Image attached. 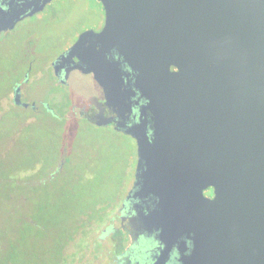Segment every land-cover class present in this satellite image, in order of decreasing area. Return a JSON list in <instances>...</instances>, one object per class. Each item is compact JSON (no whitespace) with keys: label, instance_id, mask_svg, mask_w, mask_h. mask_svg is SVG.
I'll return each instance as SVG.
<instances>
[{"label":"water","instance_id":"obj_1","mask_svg":"<svg viewBox=\"0 0 264 264\" xmlns=\"http://www.w3.org/2000/svg\"><path fill=\"white\" fill-rule=\"evenodd\" d=\"M50 1L34 0L30 11L3 12L0 32ZM100 2L102 30L82 32L60 59L78 57L76 67L93 71L104 89L103 104L121 118L132 108L133 89L125 87V77H112L121 71L110 68L118 63L108 53L117 49L136 71L134 85L146 99L142 115L151 119L141 116L128 132L137 140L138 178L141 165L148 166L141 174L145 195L167 204L184 201L201 211L199 222L206 220L202 212L213 213V221L199 226L217 231L199 237L189 264H264V0ZM28 78L13 87V103L36 108L22 98ZM179 163L185 167L175 172ZM160 164L167 165L161 173ZM160 178L170 187H189L187 198L163 190ZM209 185L216 196L208 205L202 191Z\"/></svg>","mask_w":264,"mask_h":264},{"label":"rangeland","instance_id":"obj_2","mask_svg":"<svg viewBox=\"0 0 264 264\" xmlns=\"http://www.w3.org/2000/svg\"><path fill=\"white\" fill-rule=\"evenodd\" d=\"M104 20L100 0H53L0 37V264H38L48 255L53 260L57 233L74 205L68 202L78 213L93 196L112 193L121 183L122 164L134 154L128 135L76 117L69 107L80 109L86 97H72L68 86L49 77L52 58ZM30 61L35 65L22 98L36 101L37 112L13 103V85ZM41 101L59 116L54 123ZM62 159L61 172H55Z\"/></svg>","mask_w":264,"mask_h":264},{"label":"flooded vegetation","instance_id":"obj_3","mask_svg":"<svg viewBox=\"0 0 264 264\" xmlns=\"http://www.w3.org/2000/svg\"><path fill=\"white\" fill-rule=\"evenodd\" d=\"M33 1L0 0V16L3 12L11 14L22 8L30 11L29 3ZM52 1L48 2L43 10ZM38 12L32 15H23V18L18 20L13 28L2 30L0 37L4 32L14 29L21 21H24L28 17H33ZM104 25L105 20L101 27L89 29L101 31ZM89 29L81 31L69 46L63 48L52 58L49 63L51 68L49 77L54 83L68 86L72 97L75 94L86 97L80 109H77L76 105L69 107L76 117H81L94 125L110 126L116 132L128 135L134 141L135 150L129 163L122 164L124 169L120 175L122 178L121 183L112 192L114 195L111 198H103L98 203L95 201L87 206L85 205L87 209H90L89 213L70 226L68 232L63 231L62 234H59V231L57 233V236L61 237L58 238V244L55 245L52 253L51 257L53 260L50 261V255H48L47 258L41 259L42 261L38 264H142V261L144 264H189L198 244L199 237L204 236V234L206 237L213 236L215 231H217V229L210 226H204L203 228L199 226L201 223L204 225L209 224L210 221H213L211 219L214 215L207 211L205 213L202 212V216L204 217L205 214L206 220L202 218L199 222L197 212L201 211H192L186 202L176 200V202L167 204L160 202V197L152 193L145 195L146 191L142 189L143 179L141 178V174L148 169V166L144 163L141 165L139 171L140 177L138 178L137 168L140 157L137 140L128 132L132 126H136L141 122V116L144 119H151L149 115H142L146 99L134 85L136 71L125 61L124 56L120 55L117 49L113 48L108 53L110 60L118 63L117 67L110 65V68L121 71V75L113 74L112 77H125V87L128 90L129 88L133 89L131 91L132 108L125 111V114L122 116L124 118H121L112 108L103 104L105 100L104 89L99 84L93 71L86 72L82 68L76 67L75 65L79 62L78 57H74V61L60 59L77 41L81 33ZM34 65V61L28 63L27 74L23 76L22 80L15 81L13 87L18 82H22L24 77H32ZM27 82H23L21 85L22 96L25 88L24 85ZM28 102L31 103L32 101ZM43 102L45 101H41L42 107L47 110ZM36 104V108H32L31 105L28 107L37 112L39 111V105L37 102ZM88 111H90V114L88 113L90 117L86 116V112ZM94 117L99 121L109 118H116L117 121L113 120L107 125L97 124L94 122ZM119 121L123 122L124 125L118 124ZM150 124H148L147 133L152 140L153 129ZM63 159L56 166L58 169L55 172H61L65 162ZM166 166V164H160L159 173ZM175 167L177 168H175L177 170H174L175 172H181L185 164L179 163ZM185 182L184 180L179 181L180 184H184ZM158 183L165 191L171 189L172 192H181L183 195L179 197L180 199L184 200L187 198L185 193L189 191V187H170L167 182L163 183L161 178L158 180ZM202 194L207 201L205 204L209 205V200L214 199L216 196L214 186L209 185L204 187ZM196 207H199V205L196 204ZM94 208H97V210L93 211ZM221 208L223 207L221 206ZM42 209V205H40L38 210ZM37 212V214L41 213ZM220 214L219 212V216H221ZM88 215H92V217H88ZM27 220L33 223L35 221L31 216ZM45 228L43 227V229ZM136 257H140V259H136ZM7 264H10L9 260Z\"/></svg>","mask_w":264,"mask_h":264},{"label":"trees","instance_id":"obj_4","mask_svg":"<svg viewBox=\"0 0 264 264\" xmlns=\"http://www.w3.org/2000/svg\"><path fill=\"white\" fill-rule=\"evenodd\" d=\"M44 110H45V108H44ZM46 112L49 114L50 117H52L50 119V120H52V122L55 120V119L53 120V118H59V117H57L56 113L53 114L51 111H47V110H46ZM55 115H56V117H55ZM113 195L114 194H112V193H110V194H98V195L93 196L92 202L97 201V203H98V201H102L103 198L104 199L111 198ZM49 199H53L52 194H49ZM68 203H70V204L73 203L74 205H72L70 207V209H68L67 212L65 213L66 218H67L65 220L66 225H64V231L65 232H68L69 227L72 226L74 223H76L80 218H83L84 216H86L90 210V209H87V207L85 206L84 211H80L77 213L75 202H73V200H70ZM65 204H66V202H65ZM95 210H97V208L93 209V211H95ZM88 217H92V215L91 216L88 215Z\"/></svg>","mask_w":264,"mask_h":264},{"label":"clouds","instance_id":"obj_5","mask_svg":"<svg viewBox=\"0 0 264 264\" xmlns=\"http://www.w3.org/2000/svg\"><path fill=\"white\" fill-rule=\"evenodd\" d=\"M136 259H140V257H136ZM142 264H144V262L142 261Z\"/></svg>","mask_w":264,"mask_h":264}]
</instances>
